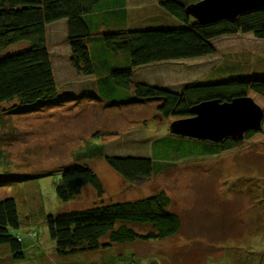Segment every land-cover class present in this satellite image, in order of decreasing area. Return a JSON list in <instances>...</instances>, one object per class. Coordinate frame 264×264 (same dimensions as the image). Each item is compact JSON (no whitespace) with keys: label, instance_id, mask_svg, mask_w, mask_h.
Here are the masks:
<instances>
[{"label":"rangeland","instance_id":"obj_1","mask_svg":"<svg viewBox=\"0 0 264 264\" xmlns=\"http://www.w3.org/2000/svg\"><path fill=\"white\" fill-rule=\"evenodd\" d=\"M162 1L126 0V20L112 22L113 28L178 24ZM47 32L58 87L68 99L19 115L5 113L9 105L0 106V174L24 176L0 186V199L16 198L20 232L36 231L42 242L37 236L39 241L32 242L37 249L27 244L25 260L9 261L3 254L0 264H70L68 260L74 264H249L252 260L257 264L260 258L264 264V142L260 141L264 135L241 141L234 153L203 155L198 146H190V139H184L189 137L170 131L177 117L159 111L162 100L117 107L86 98L84 92L96 90L98 77L78 74L73 68L66 21L48 25ZM212 42V54L134 68L133 83L182 92L198 81L264 73V39L237 33L220 35ZM251 95L264 104L258 95ZM124 97L120 94L111 101ZM107 155L151 157L155 172L128 182L107 163ZM78 159L94 170L104 191L99 196L87 184L77 198L64 202L57 197L55 184L62 167ZM162 191L181 219L178 233L171 238L117 243L66 258L59 257L48 241L45 217L49 213L132 201ZM126 224L138 233L152 227Z\"/></svg>","mask_w":264,"mask_h":264},{"label":"trees","instance_id":"obj_2","mask_svg":"<svg viewBox=\"0 0 264 264\" xmlns=\"http://www.w3.org/2000/svg\"><path fill=\"white\" fill-rule=\"evenodd\" d=\"M196 1L161 2L162 7L179 21L178 24L113 28L112 22L126 20V0H0V106L9 105L4 112L19 115L48 105L63 104L68 99L60 93L48 48L47 27L60 20L67 22L73 68L78 74L98 77L96 90L84 92L85 97L93 102L123 106L157 99L162 100L159 111L165 117L177 118L191 116L190 108L194 104L211 98L230 101L233 97L253 93L264 103V73L235 74L214 82L198 81L186 86L182 92L144 82L133 83L136 67L214 53L212 41L220 35L252 33L256 38L264 39V5L232 20L202 24L185 11L186 5ZM13 46L18 49L7 51ZM120 94L125 95L124 99L111 101ZM257 135H264L263 123L261 129L246 132L244 140ZM184 139H190V146H198L203 155L234 153L241 144L232 137L220 142ZM260 141L264 142V137ZM105 160L128 182L141 180L155 172L151 157L107 155ZM85 162L78 159L62 167L60 179L55 184L60 200L67 202L77 198L87 184L93 186L99 196L103 194L99 177ZM23 177L1 173L0 186ZM170 205V197L162 191L132 201L49 213L45 217L48 241L54 244L59 257L66 258L106 249L117 243L171 238L178 233L181 219ZM126 223H149L152 227L147 233H138ZM20 227L16 198L0 199V246L8 247L9 259L13 261L25 260L27 244L39 241L38 237L40 239L38 232L29 229L23 234ZM104 237L108 238L106 242L101 241ZM33 248L36 247L33 245ZM249 261L251 264L252 260ZM67 263L74 264L69 260ZM256 263L261 264V258Z\"/></svg>","mask_w":264,"mask_h":264},{"label":"water","instance_id":"obj_3","mask_svg":"<svg viewBox=\"0 0 264 264\" xmlns=\"http://www.w3.org/2000/svg\"><path fill=\"white\" fill-rule=\"evenodd\" d=\"M264 5V0H198L186 5L185 11L202 24L232 20L240 14ZM191 116L170 123L172 133L220 142L227 137L237 141L246 132L259 130L264 120V109L250 95L236 96L230 101L211 98L194 104Z\"/></svg>","mask_w":264,"mask_h":264},{"label":"crops","instance_id":"obj_4","mask_svg":"<svg viewBox=\"0 0 264 264\" xmlns=\"http://www.w3.org/2000/svg\"><path fill=\"white\" fill-rule=\"evenodd\" d=\"M67 23V22H66ZM67 31H68V27H67ZM37 249V248H35ZM3 254H5V256L7 257L8 260H10V254H9V249L6 246H0V258L3 257Z\"/></svg>","mask_w":264,"mask_h":264}]
</instances>
